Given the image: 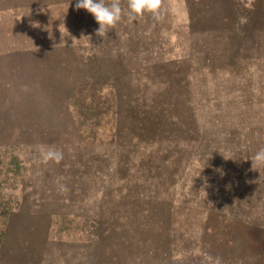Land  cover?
<instances>
[{
  "label": "rangeland",
  "instance_id": "obj_1",
  "mask_svg": "<svg viewBox=\"0 0 264 264\" xmlns=\"http://www.w3.org/2000/svg\"><path fill=\"white\" fill-rule=\"evenodd\" d=\"M75 3L0 0V264H264V0Z\"/></svg>",
  "mask_w": 264,
  "mask_h": 264
},
{
  "label": "clouds",
  "instance_id": "obj_2",
  "mask_svg": "<svg viewBox=\"0 0 264 264\" xmlns=\"http://www.w3.org/2000/svg\"><path fill=\"white\" fill-rule=\"evenodd\" d=\"M75 8L85 9L91 13L98 24L96 33L100 36L106 34L110 28L115 26L127 15L130 21L136 20L145 13L150 12L153 16H159L158 0H126V9L121 5V0H76ZM61 152L49 149L45 153V159L54 158L59 160ZM253 164H264V148L258 150L251 159Z\"/></svg>",
  "mask_w": 264,
  "mask_h": 264
}]
</instances>
